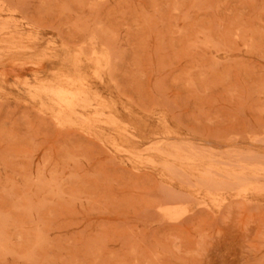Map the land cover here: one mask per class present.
I'll return each mask as SVG.
<instances>
[{
	"label": "rangeland",
	"instance_id": "374dc122",
	"mask_svg": "<svg viewBox=\"0 0 264 264\" xmlns=\"http://www.w3.org/2000/svg\"><path fill=\"white\" fill-rule=\"evenodd\" d=\"M0 264H264V0H0Z\"/></svg>",
	"mask_w": 264,
	"mask_h": 264
}]
</instances>
